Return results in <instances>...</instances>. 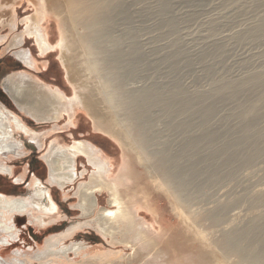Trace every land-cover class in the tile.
<instances>
[{
  "label": "rangeland",
  "instance_id": "rangeland-1",
  "mask_svg": "<svg viewBox=\"0 0 264 264\" xmlns=\"http://www.w3.org/2000/svg\"><path fill=\"white\" fill-rule=\"evenodd\" d=\"M254 1L241 0L237 4L228 0H167L170 8L161 11L160 0H122L123 11L114 12L113 18L102 24L103 28L102 25L100 28L77 26L85 35V47L89 51L85 50L86 53L74 41L72 31L68 32L69 48L59 46L62 26L51 12L45 14L41 25L53 48L43 52L35 34L23 33L31 16H35L37 0L16 2L14 27L0 23V58L10 57L5 66L0 64V86L6 75L23 72L27 77L21 79L22 85L42 83L46 87L38 86L43 94L51 95L52 90L56 93L61 89L63 93L59 92L66 99L75 100L79 95L82 100L74 104V110L64 111L62 115L46 111L44 119H35L22 110L14 98L15 102L9 100L12 109L3 104L24 118L30 131L29 136L18 135L26 147L24 157L0 156V194L20 198L29 194L33 181L40 178L50 191L53 186L58 205L51 214L31 209L35 217L43 216L44 224L33 221L27 214L16 213L18 232L15 238H10V244H0L3 258L11 262L14 253L20 251L28 263H38L34 259L36 251L53 236L61 237L65 247L78 240L87 243L89 249L86 256L74 261L54 257L50 264H84L79 262L86 259L99 264L96 262L99 257L109 255L111 250L120 251L117 258L133 251L102 235L93 221L98 210L82 217L76 208L79 185L88 181L95 169L86 154L78 152L72 156L78 172L76 180L65 185L51 181L44 157L53 142L71 145L80 140L90 143L89 151L111 166L109 181L119 173L125 156L130 158L139 178L122 194L130 192L141 198L139 214L155 235L160 236L162 264H264V257L260 261L253 258L264 238L263 220L247 232L232 252H224L217 243L222 231L234 229L233 224L237 223L235 228L238 224L243 227V223L247 225L264 215V81L238 91L223 89L227 85L242 86L256 74L264 75V36L241 37L264 14V0ZM58 3L56 0L55 4ZM67 28L69 24L64 29ZM20 33L26 39L22 38L25 40L18 45L15 39ZM21 48L32 52L37 63L35 69L34 64L24 68L17 61L14 52ZM95 101L99 104L97 108L101 106L100 113L113 114L118 129L128 130L143 154H135L131 147L121 144L113 132L97 129L90 107ZM55 107L59 109L56 102ZM206 108L212 112L208 118L203 114ZM248 126L250 130L245 133ZM34 156L42 167L38 169L40 176L29 174ZM25 179L26 187L16 193L12 183ZM160 180L172 186L182 185L177 199L173 187L172 192L166 184L157 188L156 181ZM98 194L99 205L110 207L108 190ZM222 206L226 209L221 214L217 211ZM19 215L26 217L17 221ZM139 250L145 257L134 264L146 262L147 257L152 260L146 249L139 246ZM70 254L74 258V253Z\"/></svg>",
  "mask_w": 264,
  "mask_h": 264
},
{
  "label": "bare ground",
  "instance_id": "bare-ground-1",
  "mask_svg": "<svg viewBox=\"0 0 264 264\" xmlns=\"http://www.w3.org/2000/svg\"><path fill=\"white\" fill-rule=\"evenodd\" d=\"M17 1L18 0H12L9 3V0L8 1L0 0V23H2L3 25H6L8 23L12 27H14L15 19L17 18V11H16V6H15L17 5L16 3ZM59 1L60 3L55 4L56 0H37L38 7L35 13V16L34 17L31 16L30 22H28V24L25 25L26 28L23 33L30 34V35L35 34L36 40L39 43L40 48L41 50H43V52H47L51 48H53V44L51 43L49 36L46 37L44 28L41 25V21L46 18L45 17L46 13L51 12L60 19L61 26H62V38L59 41V46L65 49L69 48L68 47V37H69L68 32L72 31L73 33L72 36H73L74 41L76 43H80L79 47H82V49H84V52H85V50L87 49L85 47L86 38L82 32L78 31L77 26L79 24H83L85 26L87 25V27L96 26L100 28V25L106 23L107 20L113 18L114 12L118 11L121 13L123 11L120 9L122 0H59ZM160 2H161L160 6L162 8L161 11L163 10L168 11V9L170 8L168 7L169 1L167 2V0H160ZM238 2L240 3L241 0H228V3L238 4ZM259 8H261L260 5H259ZM258 18L259 19L256 20L257 22L256 23L254 22L255 23L254 25H252L253 24L252 23L251 24L252 27L249 29L250 27L249 26L247 28V30L248 29L249 30L246 31V33H244L243 35H241V37L262 38L264 36V14ZM66 24H69V28H67V30L64 29L66 27ZM103 27L104 26L102 25V28ZM23 33H20L16 36L15 40H18V45L20 41L22 40V38H24V35H22ZM136 51H138V53L137 52L136 53L139 54L141 50L138 49ZM136 53L135 54L133 53L135 57H136ZM14 55H16V57H18L17 59H20L22 63L28 67H30L29 65L34 64L33 63V61H35L34 57L26 49H22V48L20 50L18 49L17 51L14 52ZM131 56L132 55H129L130 58ZM126 59H127L126 61L128 62L129 58H126ZM115 65L116 64H114V66ZM120 67L122 68V66ZM26 77L27 75L23 72L14 73V74L10 73L9 75H6L5 77H3L2 84L7 89V92L9 93V95L16 100L20 108H22V110H27V112L35 119H44L47 114L45 113L46 111H51L56 116L62 115L64 111L69 112L70 110H74L75 109L74 104L77 101L81 103V100H82L81 96L77 95L75 100H68L66 99L65 94H62L63 92L61 91V89H58V90L62 93H60L59 91L55 93L52 90L51 95L43 94V90H41L39 88L40 86H38V85H42L43 87H46L45 84H42V83L37 82L38 84L35 85L29 82L28 84L22 85L20 83L22 82L21 79L26 78ZM263 81H264V75L256 74L255 76H252L251 78H247L243 82L242 86L239 85L238 87L235 88L234 86L227 85V86H223V89H232L233 91H238L246 87V85L257 84ZM50 88L52 87L50 86ZM0 91L2 92V90ZM5 97L6 96L4 95V93L3 95L0 96V156H5L6 154H14V155H17V157L18 156L24 157L25 156L24 153L26 152L25 150L26 147L24 146V143L22 142L21 138L18 135L29 136L30 128L26 124L24 118L22 119L17 113L15 114V112H12L5 107V105H7L11 109L13 108V104H11L8 98H5ZM54 97H55V100L53 99ZM173 99L175 98L173 97ZM98 100L99 98L97 97V101ZM165 100L167 99L165 98ZM160 101L159 103H161ZM55 102L58 103L59 109H55L56 108ZM96 104H98L96 103V101L92 102L90 107H91V114L94 115L95 126L97 127V129H100L102 131H106L109 133L113 132L115 134V138L121 141V144H123L124 146L126 145L129 148L131 147L134 150L135 154H139V152L143 154L142 151L139 149L140 147L138 146V144L134 142L135 140L131 137V135H129V132H127L128 130L122 131L116 127L117 123L114 122L115 118L113 117V114L111 116L110 115L111 113L109 114V111H108V114L100 113L101 106L99 108L98 106L99 104L97 105L99 108V111H98ZM100 104L102 105L101 102ZM190 104H193V103H190ZM53 106L55 108H53ZM183 106H187V105H183ZM193 106L194 105H192L191 107ZM107 110H106V113H107ZM103 111L105 112V110ZM203 114H204V118H208L211 116L212 112L209 108H206L204 109ZM249 130H250V127L248 126L245 133H248ZM90 145H91L90 143H86L80 140L74 141V143L71 145L70 144L61 145L59 144V142L55 140L44 158L47 161L48 166L51 171V174H50L51 181L56 185H65L78 178V172L76 169H74V165L72 164V161H73L72 156L74 154L78 152L86 154L88 158L90 159L91 163L93 164L95 169L93 171L92 176H90V179L88 181L80 183L79 185V193H78L79 201L76 204V208H78L81 211L82 217H87L91 215L92 212L98 210L97 216L93 219V221L94 223L98 225V228L101 230L102 235H104V237L106 238H108L109 236L112 238V240L115 243H119V244L121 243L124 245V247L126 246L128 248L133 249L132 252L126 253L128 254L126 255V257L120 256L119 258H117V255L119 254L120 251L111 250V253L109 255H106L102 258L98 256L99 259L96 262H99V264H101L100 262L102 261L106 264H134L135 261L138 262L139 260H141L142 258L144 259L145 257L144 253L139 250V246H140V248L146 249L148 253H151L150 257L152 260H150L146 256L147 261L139 262L138 264H162L160 262V259L162 258L164 254H163V249L159 247L160 236L155 235V232L153 231V229L148 227L142 221L140 217L141 215L139 214L140 205H138V202L141 200V198L138 195L134 193H130V192L126 193L125 196L122 194V191L127 190L128 192L132 184H135L136 180L139 178V177L137 178L136 176V171L132 167L130 158L125 156L126 160L123 163V165L120 167L119 173H117L114 176V178H112V180L109 181L108 179L112 177L109 174V172H111V169H110L111 166L105 163L100 158V156L89 151ZM257 150L261 151V149H257ZM246 156L248 157V155ZM143 159H145L144 156H143ZM3 166L4 165H2V167ZM153 169H154V166H153ZM33 182L34 184H32V188L29 190V194L23 195L20 198L6 197L4 195L5 193L0 194V234L2 235V238L0 239V244L3 246L10 244L11 242L10 238H15L17 235L16 233L18 232V230H17V225L15 223L16 213L27 214L28 217L32 219L33 221H41V223L44 224L45 222H44V218H42L43 216L39 215L38 217H35L34 214H32L31 209L41 211L43 214L44 213L51 214V212L53 213L54 211L58 209V205L56 204L57 201L55 202V197L53 196V193L50 191V188L45 186V184L42 182L40 178L36 179ZM129 182H131V184H129ZM127 184H129L127 188H124V190H122L121 187ZM165 184L167 185V187L170 189L171 192H172V187H173L174 194L173 193L172 194L177 199L178 198L177 192L178 191L181 192L180 190L182 189V185L172 186L171 184L169 183L167 184L166 181H162V180L156 181L155 185L157 186L158 189H161L164 187ZM104 190H108L109 192L110 207H103L99 205L100 202H99L98 192H102ZM225 209H226V206H222L217 212L222 214ZM244 213H242V215ZM257 213H259V211ZM261 215L262 216H260L259 219L255 220L256 219L255 218L254 221L253 220L252 222L250 221V223H247V225H246V222L243 223V225L245 224V226L243 227H240V224H238L240 228L238 226L237 228H235V226L237 225L236 223L237 221L232 219L233 221H235L236 225L235 224H233L234 226L231 225L234 229H231L225 232L222 231L223 233L221 236H219V239L217 242L218 245H220V249H222L226 253H230L233 250H235V248L239 245V243H241L245 239L247 232L254 230L258 221L260 220L264 221V215L263 214ZM237 216L235 214L236 218ZM252 216L255 217V215H252ZM249 218H251V215ZM224 227H227V226H224ZM38 249L39 250H37L36 254L34 255V259H36L39 264H50L53 261L54 257H58L61 259L67 258L70 261H74L75 258H78L80 256H86V252L88 251L89 246L87 243L80 242L77 240L73 242L72 245L65 247V245L62 244L61 237L53 236V237L47 238L44 247L38 248ZM259 250L260 251L257 252L255 256H253V258H255L256 261H260L262 260L260 258L264 257V238H261V246ZM70 252L74 253L75 255L74 258L72 259L70 258L71 256ZM21 255L22 253H20V251H17L16 253H14V259L13 260L11 259L12 260L11 262H9V260L3 258L0 255V264H38L37 262L28 263L27 259H25ZM79 263L94 264L95 261L93 262L91 260L86 259L85 261H81Z\"/></svg>",
  "mask_w": 264,
  "mask_h": 264
},
{
  "label": "flooded vegetation",
  "instance_id": "flooded-vegetation-1",
  "mask_svg": "<svg viewBox=\"0 0 264 264\" xmlns=\"http://www.w3.org/2000/svg\"><path fill=\"white\" fill-rule=\"evenodd\" d=\"M35 46H36V44H34ZM30 51V50H29ZM32 53V52H31ZM49 53V52H48ZM47 54V53H46ZM17 61L19 62V63H21L22 61L20 60V59H17ZM21 61V62H20ZM22 65H23V63H21ZM28 67V66H27ZM28 68H30V67H28ZM40 162L37 160V157L36 156H34V158L32 159V161H31V171H29V174L30 173H32L33 175L35 174H37L38 176H40L41 175V169L40 170H38L39 169V166L41 167V165L39 164ZM42 168V167H41ZM44 170H45V166H44ZM82 177H86V175H83ZM28 179V178H27ZM27 179H25V180H23L22 182H20V183H18V182H13L12 183V187H13V189H15V191H16V193H19V192H21V191H23L24 190V188L26 187L25 185H26V183H27ZM52 188H53V186L51 187V191H52V193H53V190H52ZM58 188H60V187H58ZM19 217L21 218V217H26V216H24V215H19ZM21 235V234H20ZM19 239V238H18ZM18 241V240H17Z\"/></svg>",
  "mask_w": 264,
  "mask_h": 264
},
{
  "label": "water",
  "instance_id": "water-1",
  "mask_svg": "<svg viewBox=\"0 0 264 264\" xmlns=\"http://www.w3.org/2000/svg\"><path fill=\"white\" fill-rule=\"evenodd\" d=\"M20 62H21V61H20ZM21 63H22V62H21ZM23 65H24V64H23ZM24 66H26V65H24ZM0 90H2V92H3L4 95L6 96L5 98H8V100L11 101L12 97L9 96V94H8V92H7V89L3 86V84H2V86H0ZM2 92L0 91V96L3 95ZM12 101H13V99H12ZM19 218H20V217H17V221H18Z\"/></svg>",
  "mask_w": 264,
  "mask_h": 264
},
{
  "label": "trees",
  "instance_id": "trees-1",
  "mask_svg": "<svg viewBox=\"0 0 264 264\" xmlns=\"http://www.w3.org/2000/svg\"><path fill=\"white\" fill-rule=\"evenodd\" d=\"M8 59H10V57H8V56H5V57H2V58H0V64L2 63V65H1V67H3V66H5V61H7ZM9 61V60H8ZM24 68H25V66H24ZM28 68V67H27ZM1 69V68H0ZM1 74H2V72H1V70H0V76H1ZM59 204V203H58ZM60 205V204H59Z\"/></svg>",
  "mask_w": 264,
  "mask_h": 264
},
{
  "label": "crops",
  "instance_id": "crops-1",
  "mask_svg": "<svg viewBox=\"0 0 264 264\" xmlns=\"http://www.w3.org/2000/svg\"><path fill=\"white\" fill-rule=\"evenodd\" d=\"M45 33H46V37H48V35H47V32H46V31H45ZM24 37H25V39H26V35H24ZM27 38H29V39H30L31 37L27 36ZM25 39H22V40H21V42H22V41H24ZM21 42H20V44H21ZM36 45H37V44H36ZM24 49H26V50H28V51H29V49H27V48H24ZM29 52H30V54L32 55L31 51H29ZM32 56H33V55H32ZM34 60H35V59H34ZM33 63H34V66H32V67H33V69H35V68H36V64H37V63H36V60H35V61H33Z\"/></svg>",
  "mask_w": 264,
  "mask_h": 264
}]
</instances>
